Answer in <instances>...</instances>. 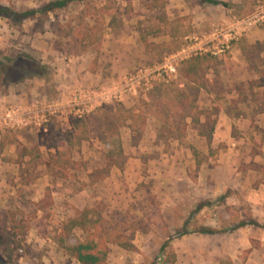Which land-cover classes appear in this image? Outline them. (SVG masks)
I'll use <instances>...</instances> for the list:
<instances>
[{
	"label": "rangeland",
	"instance_id": "rangeland-1",
	"mask_svg": "<svg viewBox=\"0 0 264 264\" xmlns=\"http://www.w3.org/2000/svg\"><path fill=\"white\" fill-rule=\"evenodd\" d=\"M53 1L0 0V5L24 12ZM180 1L191 13L182 11V16L178 9L174 11L171 0H86L22 25L0 19V104L61 106L42 128L0 136V264H79L67 249L91 242L92 237L81 229L70 231V221L84 210L90 211L89 219L97 225L93 233L123 231L131 239L134 251L107 245L109 264H183L186 258L176 247L184 242L179 234L210 228L221 236L241 223H250L246 218L254 199L250 191L239 194L240 202L234 206L225 207L221 201L214 206L220 195L209 185L202 190L207 198L197 202L196 175L188 167L197 159L219 166L227 160L226 151L234 141L212 147L189 121L186 137L157 144L161 122L155 108H149V93L159 86L181 87V63L170 58L189 43L187 38L202 39L213 25L240 22L263 1L216 0L230 4V9L201 0ZM30 60L46 68L43 78L31 77ZM215 64L207 78L212 82L216 72L221 93L201 92L197 108H219L231 120L263 115L264 85L259 84L264 82V23L240 33L229 53L216 58ZM119 89L123 94L115 99L113 93ZM86 91L92 97L107 94L108 98L81 114L78 109L84 108L81 102ZM15 93L20 97L14 98ZM174 95L170 93L168 101ZM119 106L134 110L136 120L139 113L146 118L137 146H132L127 127L107 140L91 132L89 139L74 145V122L114 112ZM263 125L253 123L251 133L257 136L249 133L240 141L243 156L260 153ZM232 137L242 139L236 130ZM56 148L65 156L53 161ZM119 152L127 158L124 171L114 167L105 179L92 183V174ZM244 159L237 160L235 168L251 184L254 170L247 168ZM55 161L68 170L65 178L51 176V170L59 171ZM47 190L51 199L46 198ZM45 198L50 206L41 209ZM204 202L211 204L197 213V205ZM210 240L206 243L213 244L214 239ZM2 241L9 247L8 256ZM212 255L206 251L203 264H209ZM245 257L246 253L241 262ZM218 263L232 264L228 260Z\"/></svg>",
	"mask_w": 264,
	"mask_h": 264
},
{
	"label": "trees",
	"instance_id": "trees-1",
	"mask_svg": "<svg viewBox=\"0 0 264 264\" xmlns=\"http://www.w3.org/2000/svg\"><path fill=\"white\" fill-rule=\"evenodd\" d=\"M85 1L86 0H56L41 6L38 9L27 10L24 12H19L0 5V19L10 21L15 25H22L29 20L46 18L49 14L63 10L73 3H84ZM201 1L212 6H221L225 9L231 8L230 4L218 2L216 0ZM256 46L261 47L260 44H257ZM252 49L254 48L251 47V50ZM30 61L32 63V65L30 64V69L32 71L31 77L43 78L46 75V68L36 64V62H33L32 60ZM215 62L216 58L208 55L184 61L181 63L180 69V77L183 81L180 86L182 88L178 86L175 90H169V88L164 89L162 88L163 86H159L156 89L153 88L151 90L153 92L152 95L150 91L149 99L151 100V105H149V108L151 106L155 108L154 114L159 117L161 122V128L156 137L157 144H166L171 140L180 141L186 137L189 121H191V124H194L200 131L198 134L200 137L205 138L209 145L212 143L217 124V116L220 109L215 107L210 110L201 111L197 108V103L201 92L215 94L217 96L221 93L216 72H213L214 78L212 82L207 78L210 71L212 69L215 70ZM255 71L258 74H261L260 70L255 69ZM6 74L7 71L2 73L4 76ZM259 85H264V82ZM170 93L175 94L172 101H168ZM145 119L146 118H144L143 114L139 113L136 120L134 110H125L121 106H119L114 112H104L103 114L94 116L89 120L79 119L73 124L74 132L72 138L74 140V145H80L82 141L89 139L91 132L93 134L97 133V135L100 133L98 138L107 140L116 137L121 127H127L132 133V146H137L142 141L143 133L145 132ZM92 125L93 128L90 127ZM55 150V156H52L53 161L54 157L62 158L65 156L59 148H56ZM194 156H196V154ZM126 160L127 158L122 152L111 154L108 157V163L106 166L92 174V183H97L98 181L105 179L113 167H117L120 171H124ZM55 163L56 166L59 165L58 161H55ZM196 163L197 166L201 164L198 159ZM58 167L59 171L57 173L54 172V169L50 171L51 176L65 178L67 176L65 173H67L68 170L62 165ZM46 198L51 199L49 190H47ZM46 198L41 203V206L43 207L41 209H44V206H50L49 203L46 204ZM200 209H197L196 212L200 211ZM89 214V210L78 212L77 217L70 221V231L73 228H78L92 237L91 242L80 243L68 247L67 249L70 256L79 264H109L107 260L108 244H115L125 250L134 251L130 237L123 231L114 232L113 234L108 232H105L104 234L93 233L92 231L97 228V225L89 219ZM244 225V223L241 224V226ZM252 225L254 227H260L256 222H252ZM195 233L205 236H214L218 234L217 231L210 228H204ZM185 235H187V233L179 234L178 236ZM170 239L174 238L170 237ZM96 240L98 241L97 243ZM1 247L3 253L8 256V245L3 243L1 244ZM166 247L167 244L165 243L161 248V253L166 250Z\"/></svg>",
	"mask_w": 264,
	"mask_h": 264
},
{
	"label": "crops",
	"instance_id": "crops-1",
	"mask_svg": "<svg viewBox=\"0 0 264 264\" xmlns=\"http://www.w3.org/2000/svg\"><path fill=\"white\" fill-rule=\"evenodd\" d=\"M171 1V7L174 11L179 10V14H182V11H186L180 0ZM186 12L191 13L190 11ZM182 16L184 15L182 14ZM19 97L20 96H17L15 93L14 98L17 99ZM12 98L13 97H5L6 101L10 99L13 100ZM13 102L15 101L13 100ZM253 123L262 126V123H264V114L257 115L256 118L252 119L251 117H247L246 119L231 120L225 113L219 111L211 146L218 147L223 142L229 141V143H231L234 141L230 144L231 148L228 149L229 151H226L227 160H222L219 166H208L205 163H201L199 166H197L196 163L188 165L189 172L193 171L196 175L195 183L193 182V184L196 187L197 202H201L203 198H207L206 194H202V190L205 186L209 185L214 187L213 193H215V195H220V198L214 202V206L218 205L220 201L225 204V207L234 206L236 203L240 202L238 201L239 194L246 190L250 191L251 196L254 195V199L251 201L252 211L246 216V218L250 220V223H244V226H241V224H243L241 223L239 226L226 231L221 236L218 234L206 236L209 237L207 238L208 240L206 237H203V235L197 233H190L189 235L183 236L184 242L176 246L177 249L179 248L178 252L180 256L182 255L186 258L183 264H203L206 251L213 252V257L211 256V259L208 258L210 259L209 264H219L218 261L222 262L224 260H228L232 264H237L238 262H240V264H264V167L262 166L264 163V141L262 148L259 150L260 153H253L249 156L248 154L243 156V143L240 142L244 140L246 135L252 132L250 127ZM235 130L239 132L242 139H238V141L233 139L232 131ZM250 135L256 137L257 133L253 132ZM230 140L232 141L230 142ZM242 159L245 160L244 163L248 166L247 168L254 170L252 174L254 175L253 182H251V184L249 183V179L245 180L241 173H239L241 170L235 168L237 160L242 161ZM166 171L167 170H165V172ZM210 204L209 202L198 204L196 211L201 208L198 212L203 213L204 210L208 209ZM252 222H256L260 227H254ZM217 237H220L221 241L226 239V242H219V238ZM209 239L212 241L214 239V243H206ZM217 239L218 241H216ZM253 244L255 247H253ZM178 252L177 254H179ZM244 253H246V257L241 262V257ZM215 255H219V258L216 259ZM179 264L182 263L179 262Z\"/></svg>",
	"mask_w": 264,
	"mask_h": 264
},
{
	"label": "built area",
	"instance_id": "built-area-1",
	"mask_svg": "<svg viewBox=\"0 0 264 264\" xmlns=\"http://www.w3.org/2000/svg\"><path fill=\"white\" fill-rule=\"evenodd\" d=\"M256 6L254 12L246 19L236 22L231 26L213 25L208 35L201 39L197 36L187 38L189 43L183 47L176 55L172 56V61L182 63L191 58L208 55L213 58H220L229 53L232 42L236 41L240 33L250 31L255 26L264 23V0ZM138 83V82H137ZM116 90L113 97L117 99L123 92ZM76 95V93H73ZM78 96V95H77ZM77 97H75L76 100ZM107 94L92 97V93L86 91L81 104L84 105L82 110L78 109L81 114L88 113L94 109L93 104L106 100ZM113 98V99H114ZM74 100V99H73ZM61 106L58 104H40L38 102L29 106L0 104V136L16 132L21 129L42 128L48 121L49 117L58 115Z\"/></svg>",
	"mask_w": 264,
	"mask_h": 264
}]
</instances>
